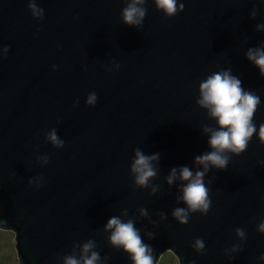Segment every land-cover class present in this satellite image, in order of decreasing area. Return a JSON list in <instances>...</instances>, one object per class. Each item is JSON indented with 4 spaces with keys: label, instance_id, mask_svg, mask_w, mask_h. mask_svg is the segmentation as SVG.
Segmentation results:
<instances>
[{
    "label": "water",
    "instance_id": "water-1",
    "mask_svg": "<svg viewBox=\"0 0 264 264\" xmlns=\"http://www.w3.org/2000/svg\"><path fill=\"white\" fill-rule=\"evenodd\" d=\"M178 2L183 11L166 18L145 0L136 29L121 23L126 0H0V229L14 232L18 264H64L88 241L100 264H131L108 242L113 216L133 221L153 264L165 251L179 264H264V143L255 134L225 170L204 176L205 215L180 225L172 213L186 208L184 182L167 183L173 168L202 170L194 158L210 151L204 129L216 123L196 103L209 75L231 69L259 96L253 122L264 124V78L245 58L264 46V0ZM53 129L62 148L46 139ZM137 150L159 154L145 188L130 171Z\"/></svg>",
    "mask_w": 264,
    "mask_h": 264
},
{
    "label": "clouds",
    "instance_id": "clouds-1",
    "mask_svg": "<svg viewBox=\"0 0 264 264\" xmlns=\"http://www.w3.org/2000/svg\"><path fill=\"white\" fill-rule=\"evenodd\" d=\"M152 2L157 11L166 18H173L183 11V3H179L178 0H152ZM144 4L145 0H126L120 13L121 23L127 27L139 29L146 17L147 9ZM28 9L33 18L42 19L43 10L35 3H29ZM255 15L256 12L253 9L251 17L254 19ZM256 30L264 31V24H258ZM7 51L5 47L4 52L7 53ZM245 58L258 70L260 77L264 78V46L249 48ZM118 69L119 65H116V70ZM96 100V94L90 93L86 104L94 106ZM196 103L215 121L216 129H204V132L208 134L207 143L210 151L194 158V165L202 170L193 172L189 167L183 166L179 169L173 168L167 177L169 185H172L177 178L184 182L180 199L186 208H176L172 213L180 225L187 224L189 213L198 212L205 215L208 212L211 201L209 188L205 185L203 178L210 168L225 170L230 157L241 155L254 134L261 143H264V124L257 128L253 122L260 98L244 89L242 81L231 74V69L215 72L203 80L199 84V97ZM46 139L57 149L63 147L64 142L58 139L55 129L48 133ZM158 160V153L145 155L139 150L135 152L130 171L136 187L145 188L149 185L150 180L157 175L154 162ZM44 163H47V158H44ZM29 184L31 185V181ZM140 214L146 215L145 210L142 209ZM104 230L110 232L108 237L110 246L126 254L131 264H153L152 247L143 242L132 220L124 222L119 217L113 216L107 221ZM259 231L264 233V223L259 226ZM237 235L243 237L244 232L237 229ZM149 238H154L151 233ZM94 247L93 242L88 241L82 245L79 259L68 256L64 264H100V254L93 250ZM194 248L197 252L202 251L203 242L197 240ZM260 259L264 260V256Z\"/></svg>",
    "mask_w": 264,
    "mask_h": 264
},
{
    "label": "rangeland",
    "instance_id": "rangeland-1",
    "mask_svg": "<svg viewBox=\"0 0 264 264\" xmlns=\"http://www.w3.org/2000/svg\"><path fill=\"white\" fill-rule=\"evenodd\" d=\"M15 234L12 230L0 229V264H18L15 249ZM156 264H179L177 258L170 252L161 254Z\"/></svg>",
    "mask_w": 264,
    "mask_h": 264
}]
</instances>
